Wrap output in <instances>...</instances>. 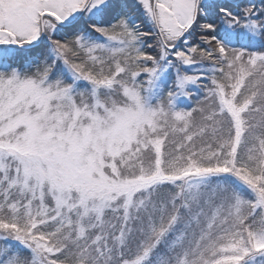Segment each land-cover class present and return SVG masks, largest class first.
<instances>
[{
    "label": "snow or ice",
    "instance_id": "obj_1",
    "mask_svg": "<svg viewBox=\"0 0 264 264\" xmlns=\"http://www.w3.org/2000/svg\"><path fill=\"white\" fill-rule=\"evenodd\" d=\"M0 264H264V0H0Z\"/></svg>",
    "mask_w": 264,
    "mask_h": 264
}]
</instances>
